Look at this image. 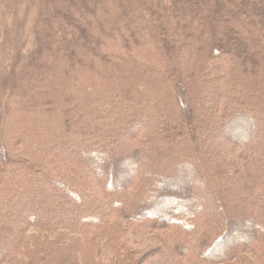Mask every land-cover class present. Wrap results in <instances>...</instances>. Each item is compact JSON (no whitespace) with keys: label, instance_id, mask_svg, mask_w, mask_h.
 I'll use <instances>...</instances> for the list:
<instances>
[{"label":"trees","instance_id":"1","mask_svg":"<svg viewBox=\"0 0 264 264\" xmlns=\"http://www.w3.org/2000/svg\"><path fill=\"white\" fill-rule=\"evenodd\" d=\"M88 1L92 6L87 4ZM124 1L130 12L123 9ZM38 2L40 9L35 33L43 56L37 55L35 61L56 57L58 64L63 49H66L62 61L71 64L81 54L90 53L88 50L92 46L89 43L93 39L89 38L90 32H82L80 27L85 22V15L99 9L108 14L110 8L120 5L117 18L122 24H117L118 33L124 39L134 34L133 49L140 59L138 62L131 58L134 62L129 65V76L133 77V82L140 80L136 73L141 74L138 69L142 68L145 73L154 72L160 77V67L168 61L172 67L173 62L175 68L171 70L170 67L171 71L165 74L167 80H172L169 84L172 96L162 94L160 89L156 94L155 91L142 93L144 89L129 87L127 75L112 82L109 74L115 70L107 65L105 74L101 72L105 80L92 83L94 96L88 93L81 100L87 105L92 100L100 102L91 113H85L92 121L89 126L83 117V108L74 118L77 106L69 99L64 102L67 105L61 107L42 100L36 91L40 86L33 83L42 81V70L49 68L39 62L37 66L26 63L24 70L33 80L24 79L21 74L16 78L19 85L13 82L7 94H0L1 102L11 96L19 102L14 105L13 101L7 113L2 114L3 107L0 108V264H101L96 260L95 252L101 247L98 242L101 235L106 237L103 247L110 254L103 264H138L129 247L123 263L116 259L119 249L125 248L120 243L123 227L114 222L117 217L129 224L143 226L152 222L151 225L170 226L175 231L174 239L168 237L170 242L149 251L146 255L148 264H246L245 254L251 251L252 245L254 251H261L264 190L252 197L240 195L238 198L235 177L229 175L231 170L221 169L224 173L222 183L231 191L226 198L212 173L206 169L202 153L203 144L214 135L221 136L218 139L221 141L215 143L217 146L225 143L229 147L226 150L237 156L244 157L259 150L262 152L260 157L251 165L258 163L254 164V169L247 170V175L255 179L264 177V98H261L264 92L252 88L246 90L247 95H241L240 90L239 93L236 91L241 80L251 76L248 75L250 72L255 77L264 70V0ZM64 24L67 25L63 27ZM212 39H218L219 52L213 53ZM230 43L234 44L232 48ZM145 47L148 51L143 56L142 48ZM239 47L242 48L238 50ZM182 52H187L184 61L180 57ZM203 55L204 58L210 56L208 62ZM72 74L80 80L77 73ZM72 76L62 74L61 79L68 87L69 96L74 98L87 87L71 89L67 78L76 85ZM179 86L192 89L190 92L183 90L186 92L185 103L173 97ZM132 90L139 96L137 101L133 99ZM122 92L120 102L105 101ZM195 94H205L211 99L201 107L208 109H205L209 118L205 119L207 124L200 121L192 104L191 96L194 98ZM237 96L242 97V103L232 107ZM151 97H157L164 105L172 98L171 106L175 108L162 111L160 103H147ZM144 98L146 103L138 105ZM178 104L182 108L178 109ZM15 110L18 116L13 118ZM30 112L33 113L29 115ZM39 112L44 122L53 121L55 117L56 122L53 121L50 127L46 122L43 125L35 123ZM9 118L12 119L10 123L13 122L11 128L7 127ZM143 118L149 123L146 124ZM237 118L247 119L250 126L236 136L229 127ZM23 119L28 127H19ZM14 131V137H10ZM166 145L171 148L166 150L161 161L156 152ZM6 146L14 147V151L7 150ZM176 155L186 161L174 167L169 158ZM152 170L155 171L153 178L148 177ZM171 171L173 175L167 176L160 186L154 184L157 172ZM176 171L178 173L174 174ZM196 171L203 179L200 181L201 193L196 198L194 194L199 191L192 192L188 204L174 207L178 216L154 208L156 200L168 190L166 182L185 178L186 182L182 183H188ZM240 181L236 179V184ZM212 187L215 192L211 193ZM191 188L196 190L197 187L191 184ZM143 191L148 192L144 197ZM140 195L145 199L141 201ZM229 200L247 208L244 210L247 214L242 213L245 218L230 212L232 202ZM197 201L202 202L201 206H212L215 211L198 209ZM141 202L144 207L134 209ZM251 207L254 212L249 214ZM233 223L241 225L249 235L230 244L228 237ZM225 234L227 237L224 238Z\"/></svg>","mask_w":264,"mask_h":264},{"label":"rangeland","instance_id":"2","mask_svg":"<svg viewBox=\"0 0 264 264\" xmlns=\"http://www.w3.org/2000/svg\"><path fill=\"white\" fill-rule=\"evenodd\" d=\"M74 3L76 6L79 5V2L77 1ZM87 4L92 6V3L90 1H88ZM122 7L125 10V12L131 11L130 7L128 6V4H126L125 1L123 2ZM39 9H40V5H39L38 0H0V94L1 93H4L3 95L7 94L9 92L8 88L13 84V82L15 85H19V82L16 80V78L17 76H20L21 74H23L24 79L27 78L28 80H33L29 77L27 72L24 70V65L26 63H31L33 66H37L38 64L36 63L39 62V64H46L49 69L51 68L50 70L41 69L44 79L40 82L35 80V82L33 83V85L36 87L40 86L36 90V91H39V94H38L39 97L42 96L43 98L42 100H45V101L47 100L48 103H55L59 107L63 105L64 106L67 105V104H64V102L67 101L66 99H69V101H71V104L77 106L76 108L77 110L73 109V111L76 110V112H74V118L78 117L77 112L81 108H83L84 109L83 117L86 118L87 125L89 126H91L90 124H92V121L88 120L87 117H85V113L87 114L91 113V111H93L94 108L96 109L97 104L100 102L96 100H92L89 103V105H87V104H83V101L81 100H83L82 97L85 98V96H87L88 93H91L90 96L92 95L94 96V94H92V89H91L93 86L92 83L95 80L97 81L96 83H99V79L105 80L104 75L102 74H105V67L107 65H111L115 70L114 73L109 74L112 82L117 81L119 77L121 78V75H127L128 78L126 79V82L128 84L127 86L129 87L134 86L135 89H139L140 91L144 89L142 93L155 91L156 94H157L156 90L160 89L162 94L165 93L166 96L167 95H169L170 97L172 96L169 90V84L171 83L172 80L170 81L167 80V76L165 75L170 70V67H171V65L169 66V64H171L170 61H168V64H164L160 67V71L158 72L160 74V77L158 76V74L154 72L151 74L145 73L142 68L138 69V72H142L141 74L136 73L137 76L140 77V80L133 82V77L129 76L128 74L129 65L132 66L134 59L138 62L140 59L135 55V51L133 49V44L136 41L135 37L133 36L134 34L131 36H128L129 38L124 39V37H122L123 35L121 33H118L117 24L119 23L120 18H117V12L121 10L120 5L110 8L111 12H109L108 14L105 13L104 9H99L98 11L94 12V14L85 15V22L80 27H82V32L85 30L90 32L91 35L89 36V38L93 40L91 42L89 41L90 42L89 44L92 46V48L88 50L90 53L86 55L81 54L79 56L80 58L76 62H72L71 64L70 62L64 63L62 61V58H64L65 54H67L66 49H63L61 56L59 58L58 64L56 61V57L55 58L50 57L49 59L45 57V58L39 59V61H35V57L37 55L43 56V52L41 53L39 44L36 43V33H35L36 28H37V19H38ZM44 11L46 12V10ZM50 12L51 11L47 10V13L50 14ZM133 21L136 22V19H133ZM65 23H68V22L65 20ZM119 24L121 25L122 23H119ZM66 25L67 24H64L63 27ZM212 41L213 43L210 46H211L213 53L219 52L220 50H217L219 48H217L216 46L219 44L218 39H215V40L212 39ZM121 42L123 43L122 47H121ZM235 42L236 41L233 40V43ZM233 43H230L229 45L231 46V48L232 46H234ZM241 48L242 47H239L238 50H240ZM142 49H143V56H144V53H147L148 49L146 47ZM259 49L260 48L257 47V50ZM152 52L156 53V50L152 49ZM243 56L245 57L244 52H242L241 54V57ZM132 57H134V59H131ZM180 57L184 61L185 60L184 58H187V52H182V56ZM195 57H197L196 54L194 58L192 59L195 60ZM202 57L204 58V55ZM209 57L210 56H207V55L205 56L204 58L205 62L209 61L210 59ZM244 57H243V60H244ZM250 66L253 67V65H250ZM174 68H175V63L172 62L171 70H173ZM189 70L190 69H187L186 71H189ZM72 72L77 73L78 76H80V80L76 78L75 76H72L73 75ZM62 74H65V77L69 76L71 78L72 76L73 80L76 82V85H75L72 83L71 79L67 78L69 84L71 85V89L75 87L79 89L83 87H87V89L85 88L81 89L84 91L78 93L74 98H71V96H69V90L67 89L68 87L64 86L63 79H61ZM248 75H251V76H247V78L242 79L240 82L241 85H238L237 87L238 89L236 88L237 93H239L238 90H240L241 93L239 94L247 95L246 90L247 89L251 90L252 88L257 89L258 91L264 92V70H261L260 73H258V75H256L255 77L252 76L251 72ZM222 89L223 88H221L219 92H221ZM183 90H186V88L179 86V88L175 90L173 97L175 98L176 101L178 99V100H181L183 103H185L184 99L186 98L185 96L186 92H190L192 89L190 90V87H189L188 90H186V92ZM99 92L102 93V90L99 89ZM132 94H133V99L136 98L135 101H137V98L139 96L138 95L136 96L134 92ZM122 97H123V92L117 94L116 97L112 96L110 97L109 100H105V101L120 102ZM237 97H238V100L232 103V107L233 106L238 107L239 105H241L242 97H239V96ZM32 98L33 96L30 97V99ZM36 98L38 99V96H36ZM261 98H264V97H261ZM162 100H163V97H162ZM191 100H192L193 106L196 107L195 109L197 111L198 117L200 118V121L203 122L204 124H207V120H205L208 118V112L205 110L207 108H201V107H204L205 104L210 102L211 99L208 97V95H205V94L204 95L195 94L194 98L193 96H191ZM13 101H14V98L12 100V96L9 97L8 99H3V102H1L0 100V108L3 107L2 114L7 113L8 107L10 104H12ZM123 102H128V101H123ZM151 102L154 104L160 103L161 106L159 109L160 110L164 109L165 112L166 110L169 111L168 108H171V109L175 108L171 106L173 104L172 98H169L167 100V104L165 105L162 104V102L159 99H157V97H151V99L147 103L151 104ZM145 103L146 102L144 98V100H140L138 105H143ZM15 104H19L18 100L14 101V105ZM176 107H178V109L182 108L179 106V104ZM186 108L187 107H185V109ZM32 113L33 112H30L29 115H31ZM12 116L13 118H16L18 116V112H16L15 110ZM10 121H12V119L9 118L7 122L8 126L4 121V126H7L9 128H11L10 126L13 127V122L10 123ZM53 121L54 123L56 122V117L53 118ZM53 121L45 120L46 125L48 127H50L53 124L52 123ZM143 121L146 122V119L143 118ZM45 122L43 121V116L41 115V112H39L38 118H36L35 123L43 125ZM147 123L149 122H146V124ZM21 125H26L24 119L21 121L19 127ZM28 126L26 125V127ZM249 126L250 124L247 123V119L237 118V120L233 123V125L229 127V130L231 129L233 134L237 136L240 133L241 134L244 133L245 130L249 129ZM14 133L15 131L13 132V135H11L10 137H14ZM37 133L38 131L35 133L36 136H37ZM7 138H8V135H7ZM218 139H221V136L218 137L214 135V138H211L210 140L209 139L206 140L205 143L203 144L204 152L202 154L204 155L203 157L206 161L205 163V165L207 166L206 169L210 173H212V176L215 178V181H217L223 195L227 198L228 196H230L231 191L228 190L227 187L222 183L224 173L222 174V171H220L221 169H225L228 171L231 170L229 175L230 177H235L234 183H235V187L238 192L236 193L238 198H240L243 195L247 197H252L253 194L257 193L258 191L261 192L262 190H264V177L260 179H255L251 177L249 178V176L247 175V170L254 169L256 166L254 164H257L258 162L252 165L251 163L254 162V160H257L258 157H260V153L262 152L259 150H255V151L249 152L244 157L237 156L236 153L235 154L229 153L226 150L227 148H229L227 144L222 143V146L221 145L217 146V144L215 143H218L219 141H221ZM48 144L49 143L47 142V145ZM169 147L171 148V146L166 145V146H162L158 148L156 152L157 159H161L162 161L164 154L166 150L169 149ZM6 149L10 151H14L13 150L14 147L9 149L6 146ZM178 156L179 155H176V157L172 156L173 158L172 157L169 158L170 161L173 163L174 167L179 166V164H183L186 161L185 159L179 158ZM216 168L219 170H217ZM154 172H155L154 170L150 171L148 177H152L154 175ZM57 173L59 174L60 172L57 171ZM176 173L178 172L177 171L174 172V174ZM198 173L199 172L196 171L193 179H191V181H189L188 183H182V182H186L185 178H183L184 180L166 182L165 187L168 190L164 192V194L161 195V197L158 200H156V205L154 208L156 210L158 209L159 212L164 211L166 213H169L170 215H175V217L178 216L177 213L175 214V212L173 211L175 209L174 207L181 206V205L184 206L185 204H188L189 196H191L190 194L192 192L199 191L198 193L195 192L194 194L196 198H197V195L199 196V193H201L200 181H202L203 179H201V176ZM156 174L158 175L156 176L154 184H156V186H160V183H162V181L167 176H170V175L172 176L173 172L172 171L170 173L157 172ZM60 175L62 174L60 173ZM144 176L146 177V175ZM236 179L241 180L239 184H236ZM191 184H194V186L197 187L196 190L195 189L192 190ZM227 186H229V183L227 184ZM210 191L211 193L213 191L215 192V189L212 187V190L210 189ZM143 194H145L143 195L144 197L148 194V192L143 191ZM143 197L142 195H140L141 201L145 199ZM229 202L230 203L232 202L231 204H229L231 206L230 212H232V214L235 216L241 215L240 217L245 218L244 217L245 214L243 215L242 213H244L245 212L244 210L247 208L241 205L240 203L236 204V202L230 201V200ZM143 205L144 203L141 202L134 209L138 210L140 208H143L144 207ZM197 205H199L198 209L203 208L205 210H210V212L212 213L215 211V210L213 211L212 206H209L206 204L201 206L202 202L200 201H197ZM253 212H254V209L253 207H251L249 209V214H252ZM245 213L247 214V212ZM254 217H256V215ZM114 222L121 224L124 230V232L122 233V236L120 237V243L125 245V248L119 249V256H117L116 258L119 263H123V261L125 260L124 258H126V255L128 252L126 251V249L127 247H129L130 248L129 252L133 253V256L135 257L134 259L138 264H148L149 259L146 258V255L149 253V251L160 247L161 244L163 245L167 242H170L171 240H168V237L173 236V239H174V236L176 234L173 228H171L170 226H165V225L162 226V225H157V224H155L157 226H154V225H151L152 222L146 223L143 226H141L137 224H129L128 222H125L124 220H122L120 217L115 218ZM231 227L232 229H231L230 237H228L229 239L228 242H230V244L231 243L233 244L240 240H244L249 235L247 234L248 231L244 230L243 227L239 225L238 223L231 224ZM223 229L221 230L223 231ZM221 230H217V232ZM260 235L262 238V240L260 239L261 241L260 250L261 251H254L255 249L251 242V245H252V247H250L251 251L245 254V257L247 260L246 264H264V251H262L264 250V229L260 230ZM105 238L106 237L102 235L98 237V242L100 243L101 247H98L97 251H95L96 260L101 264H103V262H106L105 260L110 257L108 249L103 247ZM256 252H259V253H256ZM255 255L256 257H258V259L255 257Z\"/></svg>","mask_w":264,"mask_h":264},{"label":"bare ground","instance_id":"3","mask_svg":"<svg viewBox=\"0 0 264 264\" xmlns=\"http://www.w3.org/2000/svg\"><path fill=\"white\" fill-rule=\"evenodd\" d=\"M225 235H226V236H224V238L227 237V234H225Z\"/></svg>","mask_w":264,"mask_h":264}]
</instances>
